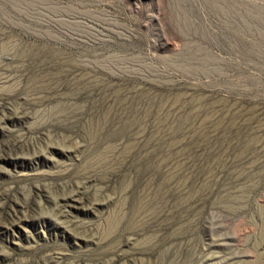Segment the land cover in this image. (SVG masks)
Segmentation results:
<instances>
[{
    "label": "rangeland",
    "instance_id": "rangeland-1",
    "mask_svg": "<svg viewBox=\"0 0 264 264\" xmlns=\"http://www.w3.org/2000/svg\"><path fill=\"white\" fill-rule=\"evenodd\" d=\"M0 264H264V0H0Z\"/></svg>",
    "mask_w": 264,
    "mask_h": 264
},
{
    "label": "bare ground",
    "instance_id": "bare-ground-1",
    "mask_svg": "<svg viewBox=\"0 0 264 264\" xmlns=\"http://www.w3.org/2000/svg\"><path fill=\"white\" fill-rule=\"evenodd\" d=\"M64 214H66L64 211H63Z\"/></svg>",
    "mask_w": 264,
    "mask_h": 264
}]
</instances>
